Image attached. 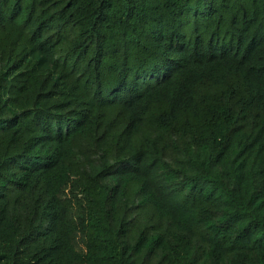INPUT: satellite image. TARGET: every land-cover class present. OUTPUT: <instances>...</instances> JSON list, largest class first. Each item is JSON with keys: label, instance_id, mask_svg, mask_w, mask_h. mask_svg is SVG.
I'll return each instance as SVG.
<instances>
[{"label": "trees", "instance_id": "16d2710c", "mask_svg": "<svg viewBox=\"0 0 264 264\" xmlns=\"http://www.w3.org/2000/svg\"><path fill=\"white\" fill-rule=\"evenodd\" d=\"M0 264H264V0H0Z\"/></svg>", "mask_w": 264, "mask_h": 264}]
</instances>
